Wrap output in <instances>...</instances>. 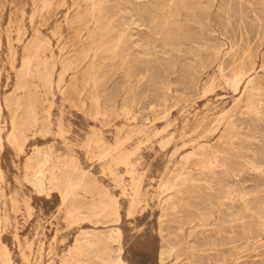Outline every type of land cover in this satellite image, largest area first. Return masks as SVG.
Returning <instances> with one entry per match:
<instances>
[{"label": "rangeland", "instance_id": "rangeland-1", "mask_svg": "<svg viewBox=\"0 0 264 264\" xmlns=\"http://www.w3.org/2000/svg\"><path fill=\"white\" fill-rule=\"evenodd\" d=\"M88 5L0 0V256L11 264H64L70 253V264H264V0H106L114 29L89 37ZM116 34L124 35L113 55L98 42ZM64 59L62 91L45 92L41 65L54 62L56 80ZM13 108L21 151L5 140ZM32 109L39 118L48 110L50 124L35 125ZM36 176L49 198L38 195ZM108 202L119 204V220Z\"/></svg>", "mask_w": 264, "mask_h": 264}, {"label": "bare ground", "instance_id": "bare-ground-1", "mask_svg": "<svg viewBox=\"0 0 264 264\" xmlns=\"http://www.w3.org/2000/svg\"><path fill=\"white\" fill-rule=\"evenodd\" d=\"M171 1V0H170ZM86 2L89 4L86 8H85V10H84V15L85 16H87L86 17V19H84L83 20V27H82V30H84V32L83 33H85L86 34V36H92L93 35V30H99L100 32H105V34L104 35H106L110 30H113L114 28H113V24H112V21H113V19H112V16H109L108 14H106L107 13V8H105L104 6H103V3H105L106 2V0H86ZM110 3V2H109ZM114 3V2H113ZM42 4H43V7H45V6H48V7H50V4H51V0H42ZM183 4V3H182ZM61 5V4H60ZM110 5H111V3H110ZM114 5V4H113ZM106 6V5H105ZM107 6H109V5H107ZM110 7H112V6H110ZM114 7H115V5H114ZM180 7V6H179ZM183 7V6H182ZM109 8V7H108ZM112 8H110V10H111ZM178 9V8H177ZM45 10V9H44ZM109 10V9H108ZM114 10V9H113ZM39 11V10H38ZM81 12V11H80ZM113 12V11H112ZM77 13V12H76ZM114 13V12H113ZM110 14V13H109ZM33 15H35V14H33ZM33 15H32V17H33ZM31 16V15H30ZM79 16H81L80 15V13H78L77 14V17H79ZM155 16V15H154ZM83 17V16H82ZM156 17V16H155ZM163 17V16H162ZM22 18V17H21ZM80 18V17H79ZM85 18V17H84ZM34 19V18H33ZM162 19V18H161ZM22 20V19H21ZM151 20V19H150ZM158 22V21H157ZM167 22V19H166V21H165V23ZM161 23V22H160ZM163 24V23H162ZM161 24V25H162ZM117 25V24H116ZM31 26V25H30ZM166 26V25H165ZM167 27V26H166ZM16 28V27H15ZM164 28V27H163ZM169 28V27H168ZM119 29V28H118ZM114 33V32H113ZM120 33V32H119ZM168 33V32H167ZM19 34H20V32H19ZM82 34V33H81ZM18 35V34H17ZM104 35H102L103 36V38H104ZM109 35H110V33H109ZM112 35V34H111ZM115 35V34H114ZM122 35H124V34H116V36H114L113 38H111L109 41H105V42H102V40L101 41H97L98 42V44L100 45V47L102 46H105V47H107L111 52H112V54L120 47V45H121V43H122ZM3 36V35H2ZM83 36V35H82ZM88 36V37H89ZM2 38V37H1ZM87 38V37H86ZM93 39H94V37H92ZM105 38H106V36H105ZM126 38V37H125ZM101 39V38H100ZM7 40V39H6ZM17 40V39H16ZM87 41H88V39H86ZM85 40V41H86ZM98 40H99V38H98ZM124 40V39H123ZM18 41V40H17ZM38 41V40H37ZM60 41V40H59ZM15 42V41H14ZM42 42V41H41ZM45 42V41H44ZM89 42V41H88ZM93 42V40H91V43ZM36 43V42H35ZM85 43V42H84ZM96 43V42H95ZM47 44V43H46ZM90 44V43H89ZM123 44H125V43H123ZM252 44V43H251ZM85 45V44H84ZM93 45V44H92ZM91 45V46H92ZM95 45V44H94ZM42 46V45H41ZM49 46H50V43H49ZM86 46V45H85ZM84 46V47H85ZM126 46V45H125ZM82 47V46H81ZM91 48V47H90ZM97 48V47H96ZM104 48V47H103ZM230 48V47H229ZM39 49V48H38ZM94 49V48H93ZM105 49V48H104ZM8 50H10V49H8ZM33 50V49H32ZM37 50V49H36ZM44 50L45 51H47V52H49V54H50V57H49V59H54V53H53V51L52 50H50L49 49V47H44ZM82 50V49H81ZM88 50V49H87ZM95 50V49H94ZM120 50V49H119ZM44 51V52H45ZM228 51V50H227ZM84 52V51H83ZM90 52V51H89ZM120 52V51H119ZM91 53H92V51H91ZM107 53H109V52H107ZM121 53V52H120ZM85 54V53H84ZM106 54V53H105ZM9 55V54H8ZM33 55V54H32ZM45 55V54H44ZM83 55V54H82ZM91 55V54H90ZM98 55V54H97ZM114 55V54H113ZM112 55V56H113ZM226 55V54H225ZM86 56V55H85ZM111 56V55H110ZM111 56V57H112ZM244 56V55H243ZM46 57V56H45ZM94 55H93V58L92 59H94ZM103 57V56H102ZM126 56L124 55V58H125ZM31 56H29V57H27L26 59H24V61H23V69H24V71H25V74H29L30 73V62H31ZM91 58V57H90ZM98 58H100V57H98ZM46 59V58H45ZM82 59V58H81ZM85 59V58H84ZM84 59H82V60H84ZM123 59V58H122ZM33 60V59H32ZM91 60V59H90ZM99 60V59H98ZM124 60V59H123ZM42 61V60H41ZM66 59H64L63 60V65H62V73H59L58 74V76H57V79L55 80L54 79V77H53V73H54V68H56L55 67V64H54V62H48V64L49 65H47V63L45 64V65H41L42 66V68L44 69V74H42L43 75V78H42V81H43V86H44V88H45V92H47V93H50V94H52V89H53V87L54 86H56V88H58V90L60 91L61 89H62V87H61V84L64 82V80H65V74L67 73V71H68V69L69 68H71L70 67V65H71V63L68 61V62H66ZM80 62H83V61H80ZM100 62H102V61H100ZM39 64V63H38ZM92 64H94V63H92ZM91 64V65H92ZM98 65H99V63H98ZM240 66V65H239ZM76 67H78L77 65H76ZM87 67H89V66H87ZM94 67V66H93ZM92 66H91V68H93ZM85 69H87L86 67H85ZM88 70V69H87ZM86 70V71H87ZM94 70V69H93ZM91 71V70H90ZM89 72H87V74H88ZM223 73V72H222ZM1 74V73H0ZM92 74V73H91ZM91 74H89V75H91ZM94 75H95V72L93 73ZM226 75V74H225ZM93 76V75H92ZM235 78L237 77V76H234ZM1 78H2V76H1ZM93 78V77H92ZM29 79V78H28ZM96 79V78H95ZM144 79V78H143ZM250 79V78H249ZM30 80V79H29ZM212 80V79H211ZM240 81V80H239ZM214 82V81H213ZM230 82V81H229ZM228 82V83H229ZM25 83V82H24ZM23 83V84H24ZM236 83L237 84H235V86L236 85H238V80L236 81ZM247 84L249 85V87H251V88H249V90L250 91H252L254 88L251 86V80H248L247 81ZM27 85V84H26ZM94 85V84H93ZM252 85H253V83H252ZM254 86V85H253ZM237 87V86H236ZM20 89V88H19ZM24 90V89H23ZM211 90V89H210ZM209 90V91H210ZM264 90V89H263ZM62 91V90H61ZM60 91V92H61ZM253 93H254V91H252ZM249 93H247V95H248ZM202 95V94H201ZM183 97V96H182ZM29 98V97H28ZM52 98V97H51ZM90 98V100H91V102H93V104H95L96 106H98L99 105V97L97 96V95H95V94H91V96L89 97ZM236 99V98H235ZM238 99V98H237ZM248 99V100H247ZM247 101L248 102H246L247 104H248V109L249 110H252L253 109V103H252V96H248L247 97ZM18 100L19 99H16L12 104L13 105H15L16 107H19L20 108V103L18 102ZM245 100V99H244ZM26 101V100H25ZM28 101V100H27ZM5 105H6V107L7 108H10V103H8L6 100H5ZM43 103V102H42ZM245 102H244V104H246ZM260 103V102H259ZM23 104V103H22ZM28 106H30V107H36L35 106V103L34 102H32V101H30L29 102V105ZM12 107V106H11ZM246 107V106H245ZM245 109V108H244ZM247 109V110H248ZM11 111V118H10V131L6 134V143L8 142L9 144H11V145H13V146H15V148L17 147L18 148V150L19 151H21L22 150V146L18 143V140L20 139H18V134H17V111H16V109H11L10 110ZM31 111V116H32V122L35 124V125H37V124H39L40 122H47V123H49L50 124V120H49V115H48V110H45V116L44 117H42V118H39L38 116H37V111H34V109H32V110H30ZM254 112V111H253ZM27 113V112H26ZM28 114V113H27ZM165 114V113H164ZM220 116V115H219ZM119 117V116H118ZM30 118V117H29ZM1 119H2V106H1V104H0V150L3 148V143H2V141H3V132H4V130H6V129H4L5 128V124L4 125H2L1 124ZM27 119V118H26ZM26 121V120H25ZM134 122V121H133ZM23 123V122H22ZM151 123V122H150ZM19 124V123H18ZM32 124V123H31ZM46 124V123H45ZM48 124V125H49ZM234 124V123H233ZM232 124V122H227V124H226V127L230 130V131H232L233 130V127H234V125ZM9 125V124H8ZM25 125V124H24ZM43 125V124H42ZM33 125H31V127H32ZM27 128V127H26ZM167 128V127H166ZM30 129V128H29ZM43 129V128H42ZM48 129V128H47ZM21 130V129H20ZM25 130V129H24ZM165 130V129H164ZM217 130V129H216ZM19 131V130H18ZM41 131H43V130H41ZM48 131V130H47ZM166 131V130H165ZM20 132V131H19ZM141 133V132H140ZM47 134V133H46ZM136 135V134H135ZM134 135V136H135ZM186 135V134H185ZM204 135V134H203ZM26 141V140H25ZM39 149H40V147H39ZM200 149V148H199ZM192 151V150H191ZM112 152V151H111ZM109 155V154H108ZM49 154L47 153V152H45V153H43V157H42V161H41V159H40V161H41V163H42V166L41 167H43V165H46L47 163H49ZM1 163V162H0ZM39 165V164H38ZM28 168V167H27ZM51 168V167H50ZM56 168V167H55ZM43 169V168H42ZM57 169V168H56ZM55 169V170H56ZM76 169V168H75ZM52 170V169H51ZM42 171V170H41ZM43 172V171H42ZM51 172V171H50ZM54 172V171H53ZM34 174V173H33ZM36 174H38V173H36ZM170 174V173H169ZM41 175V174H40ZM55 174H52V179H54V181H55V179L57 178H55V176H54ZM34 176V175H33ZM37 177V176H36ZM39 177H42V176H39ZM39 177H37V178H39ZM51 177V176H50ZM168 177V176H167ZM181 177V176H180ZM0 178H2V171H1V168H0ZM37 178H36V180H37ZM177 178V177H176ZM51 179V180H52ZM179 179V178H178ZM32 180V179H31ZM58 180V179H57ZM181 180V179H180ZM2 181V180H1ZM176 181V180H175ZM52 182H53V180H52ZM33 183V182H32ZM31 183V184H32ZM51 183V182H50ZM43 182H41V180H40V178H39V181L37 182V193H38V195L39 196H41L42 194H45V196L47 197V198H49L50 197V192L49 191H46V189L44 188V186H43ZM73 184V183H72ZM79 184H80V182H79ZM55 185H57V184H55ZM178 187V186H177ZM35 188V187H34ZM73 188V187H72ZM135 188H136V186H135ZM137 189V188H136ZM134 191V190H133ZM71 192V191H70ZM138 193V192H137ZM67 195V192H65V193H62V197H65ZM133 196H134V194H133ZM132 196V197H133ZM107 198H109V202L111 203V198L109 197V194H108V197ZM114 199V198H113ZM106 200V199H105ZM105 200H103V201H105ZM115 200V199H114ZM106 201H108V200H106ZM105 201V202H106ZM108 202V203H109ZM113 202V201H112ZM103 203V205H104V202H102ZM101 203V204H102ZM107 203V204H108ZM109 203V204H110ZM114 203V202H113ZM106 204V203H105ZM110 205H113V204H110ZM99 206V205H98ZM101 206V205H100ZM114 207V213H115V219L116 220H119V218H120V213H119V204H117L116 203V205H113ZM111 207V206H110ZM102 208V207H101ZM109 208V207H108ZM108 208H103V209H108ZM112 208V207H111ZM97 209V208H96ZM95 209V210H96ZM110 210V209H109ZM94 211V210H93ZM103 211H105V210H103ZM111 211V210H110ZM73 212V211H72ZM71 212V213H72ZM96 212V211H95ZM94 212V213H95ZM106 212V211H105ZM29 213V212H28ZM79 213H81V212H79ZM97 214V213H96ZM95 214V215H96ZM99 214V213H98ZM105 214V213H104ZM109 214V213H108ZM113 214V213H112ZM129 214V213H128ZM72 215V214H71ZM75 214H73V216H74ZM80 216V215H79ZM111 216H113V215H111ZM112 218V217H111ZM114 219V220H115ZM115 222H117V221H115ZM110 230V229H109ZM110 239L111 238H116L115 240L117 241L118 240V238L120 237V231H119V229L118 228H113V229H111L110 231ZM109 235V234H108ZM108 239V238H107ZM120 239V238H119ZM106 240V239H105ZM109 240V239H108ZM112 241V240H111ZM107 242V241H106ZM113 242V241H112ZM82 245V243L80 244V246ZM77 246V245H76ZM79 246V247H80ZM79 247H75L74 246V252L77 254V255H81L83 252H81L80 251V248ZM5 249V248H4ZM108 249V248H107ZM98 251V250H97ZM118 251L119 252H121V249L119 248L118 249ZM73 253H70V254H68V257L64 260V264H70V261L73 259V255H72ZM83 255H84V253H83ZM85 255H87V254H85ZM10 256V255H9ZM9 256H8V253L6 252V251H3V253L1 254V256H0V264H11V261H10V259H9ZM255 258V257H254ZM73 261V260H72ZM118 261L119 262H122V260L120 259V257H118ZM49 263V262H48ZM61 263H62V261H61ZM84 263V262H83Z\"/></svg>", "mask_w": 264, "mask_h": 264}]
</instances>
